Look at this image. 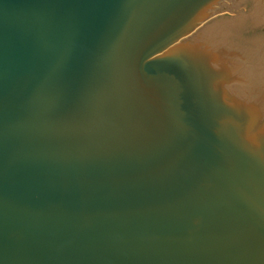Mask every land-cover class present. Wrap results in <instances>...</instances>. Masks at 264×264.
I'll list each match as a JSON object with an SVG mask.
<instances>
[{
	"label": "water",
	"instance_id": "obj_1",
	"mask_svg": "<svg viewBox=\"0 0 264 264\" xmlns=\"http://www.w3.org/2000/svg\"><path fill=\"white\" fill-rule=\"evenodd\" d=\"M0 264H264V0H0Z\"/></svg>",
	"mask_w": 264,
	"mask_h": 264
}]
</instances>
